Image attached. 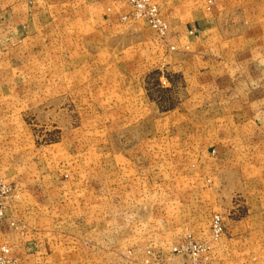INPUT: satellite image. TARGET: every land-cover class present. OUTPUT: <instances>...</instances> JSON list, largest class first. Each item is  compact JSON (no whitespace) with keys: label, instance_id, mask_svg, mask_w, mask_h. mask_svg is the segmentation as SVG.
<instances>
[{"label":"rangeland","instance_id":"1","mask_svg":"<svg viewBox=\"0 0 264 264\" xmlns=\"http://www.w3.org/2000/svg\"><path fill=\"white\" fill-rule=\"evenodd\" d=\"M14 1L0 0V264H264V72L167 69L166 34L129 0L112 18Z\"/></svg>","mask_w":264,"mask_h":264},{"label":"crops","instance_id":"2","mask_svg":"<svg viewBox=\"0 0 264 264\" xmlns=\"http://www.w3.org/2000/svg\"><path fill=\"white\" fill-rule=\"evenodd\" d=\"M6 1L12 3L14 0ZM26 1L31 0H15L14 3L25 6ZM61 1L68 8L73 2L49 0L52 5ZM158 3L163 21L168 25L166 53L161 58L169 64L167 69L173 68L191 77L203 58L213 62L223 60L231 65L240 62L239 72L248 83L255 82L264 72V54L258 55L257 32L253 30L264 23L258 19V15L262 18L264 0H216L212 12L205 15V0H158ZM76 8L88 13L95 11L97 18L105 15L112 18L129 9L125 0H79ZM229 15H236V18L228 19ZM15 42H20V38ZM171 45L177 47L176 51L169 50Z\"/></svg>","mask_w":264,"mask_h":264},{"label":"built area","instance_id":"3","mask_svg":"<svg viewBox=\"0 0 264 264\" xmlns=\"http://www.w3.org/2000/svg\"><path fill=\"white\" fill-rule=\"evenodd\" d=\"M129 4L133 7V15L141 17L157 28L162 35H165L168 30V25L159 16V9L154 0H129ZM10 188L2 181H0V224L4 219L3 204L7 198ZM212 229L215 237H217L223 230L220 216L216 215L213 220ZM176 250V249H175ZM3 253H7L6 247L2 248Z\"/></svg>","mask_w":264,"mask_h":264}]
</instances>
